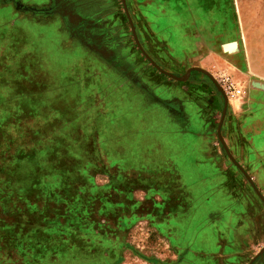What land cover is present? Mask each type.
<instances>
[{
	"label": "crops",
	"instance_id": "0c3cea01",
	"mask_svg": "<svg viewBox=\"0 0 264 264\" xmlns=\"http://www.w3.org/2000/svg\"><path fill=\"white\" fill-rule=\"evenodd\" d=\"M212 1L125 0L130 18L138 14L145 23L142 44L153 60L158 62L153 52L159 44L169 43L155 34L154 22L193 47L180 54L166 48L182 63L176 68L183 74L190 69L187 82L169 85L168 96L121 94L118 107L111 86L112 70L120 66L101 60L102 51L89 39L94 23L116 20L117 0H0V141L10 128L14 134L0 143V264H241V244L251 241L243 233L247 214L264 213V205L254 202L257 191L264 198V41L253 50L237 42L233 49L239 53L229 56L197 23L205 21L207 30L224 19L213 18L220 15ZM176 21L189 23L180 24L181 31ZM114 49L106 52L116 57ZM205 72L221 89L224 78L239 89L226 95L220 136L242 170L218 139L224 97ZM193 116L216 160L217 189L226 191L228 183L230 201L225 218L221 206L201 218L205 223L189 227L186 222L197 218L189 214L193 195L174 157L161 153L170 143L166 121L176 126L173 133H183L193 127ZM22 134L30 135L28 152ZM24 181L32 183L33 193H21ZM23 200L30 214L41 217L30 231L41 236L37 244L16 231L24 225L17 220L27 211L17 208ZM228 223L241 230L242 243L223 232ZM187 229L193 240L184 245L178 234ZM204 236L208 240H198ZM27 243L44 257L27 251ZM251 258L264 264V250Z\"/></svg>",
	"mask_w": 264,
	"mask_h": 264
},
{
	"label": "rangeland",
	"instance_id": "374dc122",
	"mask_svg": "<svg viewBox=\"0 0 264 264\" xmlns=\"http://www.w3.org/2000/svg\"><path fill=\"white\" fill-rule=\"evenodd\" d=\"M212 2L214 14L217 13L220 15L213 16V18L217 19V17L222 16L224 19L222 21L213 20L212 27H208L207 30H205L204 26L205 21H197V23H202L201 32L203 35L211 36V39L214 37L217 39L220 46L224 44L223 48L229 50V56L236 57L235 54L239 53H237V49H233V45H236L237 42H239L238 44H240V46L243 43L244 45H248L250 48H252V50L255 47L260 48L261 39L264 41V0H213ZM115 14L116 20L112 19L106 24L101 25L97 24L98 22L94 23L96 25L92 28L95 35L94 37L89 36V39L98 49H100V51H102L98 54L101 60L106 62V60L110 59L116 63L118 67L120 66V69L117 71L112 70L114 73V85L111 86V94L116 95L115 98L117 100L116 103H118V107L120 106L119 101L121 97L119 96L121 94L126 98H129L131 94L139 97L141 93L147 91L149 93H159L162 96H164V94L165 96H168L171 90L168 88L169 85H181L188 81V78L185 80H177L161 73L142 54L133 37L132 30L130 28L128 18L125 15L121 0H117V11ZM70 15L72 16V14ZM134 15L137 16L138 19H131V21L133 23L138 42L143 48L144 46L142 41H144V39L146 41L147 39L146 26L145 23L141 21L140 15ZM174 23L177 27H179L180 24L185 23L187 25L189 22L176 21ZM153 24L155 25V28ZM153 24L152 27L155 34L162 35L163 39L168 40L169 42L168 47L164 42H162V44H159L157 48L158 51L154 50L153 55L157 56L158 62L155 60L154 61L165 71L176 76H181L183 74V69L176 68L175 65L177 64V60L173 59L175 57L174 55H168L166 48H169L170 50L175 49V52L180 54V49L186 53L191 52L193 45L191 43L189 45H181L179 43V38L177 37L178 35L175 34L176 30L174 32L172 28H170L164 29L163 32L160 30L161 26H158V22H154ZM113 28L116 29L115 37L112 35L114 32ZM179 28L181 30V27ZM88 29L91 31V28H87L86 30ZM108 32H110L111 35L105 36L108 34ZM100 34L101 36H99ZM206 36H204V38ZM262 44L264 43L262 42ZM107 48H115L114 50H117L116 57L114 56L115 58L113 57L112 53L106 52ZM149 57L153 60V56L151 57L149 55ZM182 58L183 57L179 56V60L182 61ZM241 58V56L238 57L239 60H241ZM180 64L182 63H178L177 65ZM97 76L101 82L102 77H99V75ZM123 81H125V83H123ZM106 91L107 90H104L103 93ZM122 108L123 106L120 107V109ZM191 121L194 124L193 127L187 130L188 132L183 133H173V127L176 126H174L171 121H166L165 128H168V134L165 135V139L170 140V143L167 144L165 150H163L161 153V155L164 156L174 157L172 160L183 174L185 182L187 183V190H189L193 195V200L191 201L189 208V214L196 212L197 218L195 219L196 221L192 220L191 223L190 221L186 222V226L190 225L189 227H192V224L195 225L196 223H201L202 221L205 223L208 220H202L201 218L204 219L205 216L211 212V210H219L221 206L224 208L222 209L224 210L223 217L225 218L227 213L226 206L224 204L227 200H229V196L227 195L228 183L226 185V191L224 189V191L218 190L217 188L219 179L215 175L212 176L213 172L215 171L216 160L208 153L210 151L204 143L205 141H209L208 137L204 138L199 136L202 125L196 118H194V116L191 118ZM33 125L35 124L32 122H26V126L28 128ZM13 135V131L10 128L9 133H6V136L1 139L0 143L3 144L4 141H9V139L12 140ZM29 137V134H22L21 138L19 139L27 152L30 150V144H28ZM186 141L191 143L190 148H187L184 144ZM155 152L158 151L155 150ZM152 157H154V155ZM204 172H206L205 175L207 176L206 181L202 180L204 175L201 174H204ZM39 183L42 184V187L39 189H44L45 185L43 184H45V182ZM21 184V193L28 194L30 190L33 193L32 183L30 184V182L24 181ZM18 187V184L17 187L14 185V188L17 192H19ZM250 187L252 188L251 185ZM259 200L260 199L258 197L254 196L255 204L264 205L263 202ZM50 202L52 206H59L60 204L59 202ZM5 206L10 209L7 204ZM20 207H22V209H20ZM20 207L17 206L19 210L27 211L25 214L22 212L20 217L17 218V220H21V222L24 224L19 230V233L17 228V234L21 240H31L33 244H37L39 242L37 238H40L41 236H36L30 231L31 226L33 223H35V220L39 219V221H41V217L30 214L32 207L29 208L26 200L22 201ZM247 215L250 218V222L245 226L247 228L243 233L247 240L251 241L248 245L241 244V264H253L254 259H252L251 256H261L264 250V213H248ZM173 223L179 225L174 221ZM209 223L211 224V222ZM216 224L220 226V221H218V223L216 222ZM228 224V229H224L223 224H221L223 232L229 237V240H232V242L236 244L242 243L240 241L244 240V236L242 235L241 230L239 228H234L236 227L235 224ZM181 232H183V234H178V238L181 239V242L184 245L187 244V240L192 242L193 239L191 240L190 237L191 229H187L185 231L182 230ZM4 234L7 233L5 232ZM198 240H208V238L204 236ZM154 241L156 242V240ZM36 246H33L29 243L24 245L27 251L34 252L43 258L44 254H41L40 248ZM146 250L149 252V250H152V248L148 247Z\"/></svg>",
	"mask_w": 264,
	"mask_h": 264
},
{
	"label": "water",
	"instance_id": "95a60500",
	"mask_svg": "<svg viewBox=\"0 0 264 264\" xmlns=\"http://www.w3.org/2000/svg\"><path fill=\"white\" fill-rule=\"evenodd\" d=\"M121 2H122V4H123V8H124V12H125V14H126V17L128 18V22H129V25H130V28H131V30H132V34H133V37H134V39H135V42H136V44H137V46H138V48H139V50L142 52V54L147 58V60L157 69V70H159L161 73H163V74H165V75H167V76H170V77H172V78H174V79H177V80H185L186 78H188V76H189V73H190V69H188V70H186V72L184 73V74H182L181 76H176V75H174V74H172V73H170V72H167V71H165L164 69H162L154 60H152L150 57H149V55L143 50V48H142V46L140 45V43L138 42V39H137V37H136V33H135V31H134V26H133V23H132V21H131V18H130V16H129V14H128V11H127V7H126V4H125V0H121ZM214 82H215V80L213 79V77L209 74V73H207V72H205ZM216 83V82H215ZM216 86H217V88H218V90L221 92V94L223 95V97H224V103H223V107H222V114H221V120H220V122H219V124H218V128H217V136H218V139H219V141L221 142V144H222V146H223V148H224V150H225V152H226V154L229 156V158L232 160V162L239 168V169H241L242 170V168L238 165V163L237 162H235V160H234V158L231 156V154L229 153V151H228V149H227V147H226V145H225V143H224V141H223V139H222V137L220 136V124H221V121H222V118H223V116H224V114H225V110H226V93L221 89V87L216 83ZM257 194L259 195V197H260V199L264 202V198L262 197V196H260V194H259V192L257 191Z\"/></svg>",
	"mask_w": 264,
	"mask_h": 264
},
{
	"label": "built area",
	"instance_id": "2783aa9c",
	"mask_svg": "<svg viewBox=\"0 0 264 264\" xmlns=\"http://www.w3.org/2000/svg\"><path fill=\"white\" fill-rule=\"evenodd\" d=\"M221 86L222 90L226 93V95L231 93H238L239 91V89L235 88L228 78H224L221 81Z\"/></svg>",
	"mask_w": 264,
	"mask_h": 264
}]
</instances>
